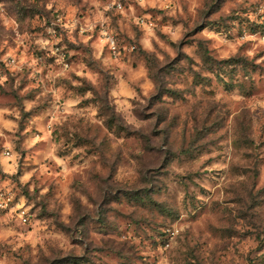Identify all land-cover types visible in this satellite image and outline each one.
Masks as SVG:
<instances>
[{
  "label": "rangeland",
  "instance_id": "obj_1",
  "mask_svg": "<svg viewBox=\"0 0 264 264\" xmlns=\"http://www.w3.org/2000/svg\"><path fill=\"white\" fill-rule=\"evenodd\" d=\"M257 1L0 0V264H264Z\"/></svg>",
  "mask_w": 264,
  "mask_h": 264
},
{
  "label": "built area",
  "instance_id": "obj_2",
  "mask_svg": "<svg viewBox=\"0 0 264 264\" xmlns=\"http://www.w3.org/2000/svg\"><path fill=\"white\" fill-rule=\"evenodd\" d=\"M117 6H120V2H116ZM254 16L252 20L264 24V0H258L254 8ZM264 30V28H263ZM109 46L113 52L117 51L115 40L112 34H107ZM64 56V53L61 54ZM7 64H15V58L8 57ZM0 210L9 211L14 215L21 223L25 224L30 221L31 211L30 206L27 205L23 198L14 192L11 187L3 186L0 187ZM170 235H174L177 231L175 227L167 229Z\"/></svg>",
  "mask_w": 264,
  "mask_h": 264
},
{
  "label": "trees",
  "instance_id": "obj_3",
  "mask_svg": "<svg viewBox=\"0 0 264 264\" xmlns=\"http://www.w3.org/2000/svg\"><path fill=\"white\" fill-rule=\"evenodd\" d=\"M250 21H251V23H255V24H253V25L256 26V24H257V25L260 26L261 28H264V24H263V23H259V22L255 21V20H250ZM252 27L254 28V26H252Z\"/></svg>",
  "mask_w": 264,
  "mask_h": 264
}]
</instances>
